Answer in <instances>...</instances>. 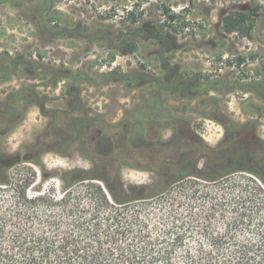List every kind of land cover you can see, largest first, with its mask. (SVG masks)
Wrapping results in <instances>:
<instances>
[{
  "label": "rangeland",
  "instance_id": "rangeland-1",
  "mask_svg": "<svg viewBox=\"0 0 264 264\" xmlns=\"http://www.w3.org/2000/svg\"><path fill=\"white\" fill-rule=\"evenodd\" d=\"M227 16L240 21L241 33L224 32ZM0 64L17 71L0 81V105L10 91L30 94L33 86L45 109L23 102L22 121L0 140V153L44 132L64 137L41 154L33 186L42 190L61 187L57 177L42 180V171L93 169L90 152L110 141L174 157L184 147L172 117L209 148L231 140L264 154V0H9L0 3ZM106 74L100 86L82 80ZM209 161L198 168L213 176L223 164ZM118 175L138 188L130 199L178 190L154 171L120 166Z\"/></svg>",
  "mask_w": 264,
  "mask_h": 264
},
{
  "label": "trees",
  "instance_id": "trees-1",
  "mask_svg": "<svg viewBox=\"0 0 264 264\" xmlns=\"http://www.w3.org/2000/svg\"><path fill=\"white\" fill-rule=\"evenodd\" d=\"M222 20L224 32L241 33L234 16ZM16 73L0 64V81ZM108 75L82 80L100 86L98 79ZM30 92L22 87L6 95L0 105V140L22 121L23 102L45 111L44 98L33 86ZM172 120L184 147L174 157L131 144L113 147L110 138L108 147L90 152L93 169L53 176L42 171V180L60 179L59 190L33 184L41 154L53 152L50 142L63 136L44 132L12 154L0 153V264H264V154L231 140L222 144L224 149L209 148L189 124ZM77 134L78 142L84 140ZM203 157L223 165H214L216 171L208 176L198 168ZM120 166L154 171L176 181L178 190L130 199L138 188L122 184ZM234 174H242L243 180L221 181Z\"/></svg>",
  "mask_w": 264,
  "mask_h": 264
}]
</instances>
